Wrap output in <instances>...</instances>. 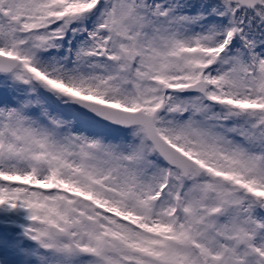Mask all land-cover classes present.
<instances>
[{
  "label": "snow or ice",
  "instance_id": "snow-or-ice-1",
  "mask_svg": "<svg viewBox=\"0 0 264 264\" xmlns=\"http://www.w3.org/2000/svg\"><path fill=\"white\" fill-rule=\"evenodd\" d=\"M0 264H264V0H0Z\"/></svg>",
  "mask_w": 264,
  "mask_h": 264
},
{
  "label": "rangeland",
  "instance_id": "rangeland-1",
  "mask_svg": "<svg viewBox=\"0 0 264 264\" xmlns=\"http://www.w3.org/2000/svg\"><path fill=\"white\" fill-rule=\"evenodd\" d=\"M0 255H2V253H0Z\"/></svg>",
  "mask_w": 264,
  "mask_h": 264
}]
</instances>
